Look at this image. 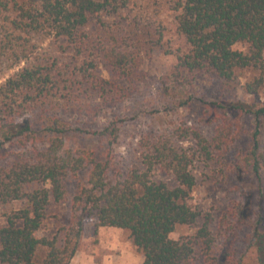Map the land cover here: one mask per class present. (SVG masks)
Listing matches in <instances>:
<instances>
[{
  "label": "trees",
  "instance_id": "obj_1",
  "mask_svg": "<svg viewBox=\"0 0 264 264\" xmlns=\"http://www.w3.org/2000/svg\"><path fill=\"white\" fill-rule=\"evenodd\" d=\"M127 2L0 0V13L8 14L6 24L22 32V41L26 42L20 51L12 44L0 49V76L5 67H18L0 82V204L14 200L23 203L11 210L0 226V264H69L87 218L93 220L95 231L100 226L128 230L135 249L143 255L142 264H191L201 247L205 258H213V237L208 229L211 217L193 236H170L177 225H190L198 216L189 202L195 178L191 157L185 151L163 139L142 140L143 166L123 171L108 153L98 157L94 150L65 147L64 136L71 131L98 135L110 144L118 139L116 121L86 131L73 123L76 113L71 112L82 107L80 98L87 90L94 91L103 102L109 98L117 103L129 96L132 85L140 80L136 55L115 45L107 48L102 37L95 47L114 78L98 75L97 64L87 58L92 54L89 45L95 42L91 25L103 24V18L125 8ZM171 12L176 30L189 46L177 57L170 75L172 82L187 88L193 83L188 75L201 72L231 87L238 80L237 71L248 69L256 73L244 82V90L255 93L264 88V0H174ZM32 34L60 41L56 50L60 55L71 51L69 56L74 60L85 56L83 71L77 65L63 68L56 58L28 57L24 53L28 48L25 35ZM236 43H246L247 49H234ZM10 54L15 59L5 65L4 61L11 60ZM187 97L178 99L180 106L192 99L191 95ZM207 104L223 109L225 125L219 123L217 134L210 140L197 129L184 131L181 137L192 136L204 158L211 159L238 137L231 134L230 115L252 113L250 144L238 155L239 165L255 174L264 170V154L258 151L259 117L264 114V106L251 109L239 101ZM156 171L167 172L176 184L170 186L156 179ZM69 177L77 181L70 195L64 184ZM67 198V225L60 226L51 237L38 236L49 206ZM238 211L233 209L229 214L237 218ZM263 237L264 214L259 212L252 238H256L261 254ZM263 257L259 258L261 264Z\"/></svg>",
  "mask_w": 264,
  "mask_h": 264
},
{
  "label": "rangeland",
  "instance_id": "obj_2",
  "mask_svg": "<svg viewBox=\"0 0 264 264\" xmlns=\"http://www.w3.org/2000/svg\"><path fill=\"white\" fill-rule=\"evenodd\" d=\"M173 1L128 0L125 8L103 18V24L95 22L91 25L90 32L95 42L89 45L92 54L87 58L93 59L97 64L98 75L107 79L114 78L109 64L106 62L105 65L103 55L95 47L102 37L107 48L115 45L122 51H131L136 55L137 71L141 78L132 85L133 90H130L129 96L117 103L109 98L103 102L94 91L87 90L86 95L83 93L80 98L83 100L82 107L77 106L75 112H71V115L76 113L73 123H78L86 131L97 130L109 121H116L119 125L116 142L110 144L106 138L98 135L71 131L64 136L65 147L72 150H94L98 157L108 153L123 171L134 165L143 166L140 156L142 140L163 139L179 147L191 157L190 167L195 184L190 192L189 202L198 216L190 225H177L170 236L174 239L193 236L206 219L211 217L208 229L213 237L210 253L213 258H205L201 247L191 264H261L259 258L264 254L259 252L256 238H252V226L257 214H264V170L255 174L239 165L238 160V155L243 154L250 144L253 114L230 115L233 120L231 134H238V137L208 160L204 158L192 136H181L184 131L197 129L210 140L217 134L218 124L225 125V122L223 109H216L215 106L208 105V102L226 104L229 101H239L256 109L264 106V88L255 93L244 90V82L256 73L248 69L237 71L238 80L231 87H224L213 75L201 72L188 75L193 83L187 88L172 82L170 75L178 55L189 49L183 35L176 30L171 12ZM6 15L8 14L0 13V49L12 44L20 51L22 44L26 43L22 41L23 33L6 24ZM25 39L28 48L24 53L30 58H56L63 68L66 65H77L80 72L86 66L85 56L74 60L69 56L71 51L62 55L56 52L60 41L51 36L32 34L25 35ZM233 47L245 51L247 44L236 43ZM9 57L11 60L4 61L5 65L15 59L11 54ZM17 69L18 67H5L0 82ZM125 85L130 84L125 82ZM189 95L192 99L180 106L178 99H188ZM237 117L238 121L235 120ZM227 125L230 124L226 123ZM258 151L264 154V114L259 117ZM155 174L156 179L165 181L170 186L176 184L173 177L165 171H156ZM85 179V173L81 174V181L84 182ZM76 183L70 177L65 179L69 195L75 191ZM22 205L20 200L0 204V226L6 223L5 217L11 210ZM69 205V198L50 205L37 235L51 237L60 226L67 225ZM233 209H239L237 218L229 214ZM82 225L83 231L76 252L77 258L83 260L84 264H142V254L135 249L128 230L100 226L95 231L91 218H87Z\"/></svg>",
  "mask_w": 264,
  "mask_h": 264
},
{
  "label": "crops",
  "instance_id": "obj_3",
  "mask_svg": "<svg viewBox=\"0 0 264 264\" xmlns=\"http://www.w3.org/2000/svg\"><path fill=\"white\" fill-rule=\"evenodd\" d=\"M82 256H84V255H82ZM142 258H143V255H142ZM73 262H76V264H84V261L83 260H79V258H77V252L73 256V258L71 259V261H70L69 264H72Z\"/></svg>",
  "mask_w": 264,
  "mask_h": 264
}]
</instances>
